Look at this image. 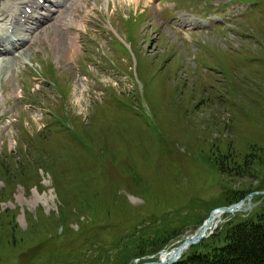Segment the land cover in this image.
<instances>
[{
    "label": "rangeland",
    "instance_id": "rangeland-1",
    "mask_svg": "<svg viewBox=\"0 0 264 264\" xmlns=\"http://www.w3.org/2000/svg\"><path fill=\"white\" fill-rule=\"evenodd\" d=\"M71 2L78 51L52 20L0 61V264H143L242 192L255 196L203 243L250 220L264 206V0ZM245 163L241 178L219 170Z\"/></svg>",
    "mask_w": 264,
    "mask_h": 264
},
{
    "label": "trees",
    "instance_id": "trees-1",
    "mask_svg": "<svg viewBox=\"0 0 264 264\" xmlns=\"http://www.w3.org/2000/svg\"><path fill=\"white\" fill-rule=\"evenodd\" d=\"M252 165L248 166L245 163L243 169L239 165H234L231 170H227V166L222 165L219 170L221 173L226 172L238 178L243 176V173H247L248 167ZM263 173L264 169L262 175ZM241 194L243 199L244 192ZM259 210L250 220L229 226L221 237L214 236L210 243L202 242L192 247L191 251L175 264H264V206ZM156 253L153 251L150 255Z\"/></svg>",
    "mask_w": 264,
    "mask_h": 264
},
{
    "label": "bare ground",
    "instance_id": "bare-ground-1",
    "mask_svg": "<svg viewBox=\"0 0 264 264\" xmlns=\"http://www.w3.org/2000/svg\"><path fill=\"white\" fill-rule=\"evenodd\" d=\"M71 1L72 0H63L62 3H59L57 0H53V1L51 0V4L56 8L57 14L60 17L62 12L71 13L70 11V6L72 4ZM43 2H48V0H43ZM9 3L10 5H8ZM36 8L40 9V13L38 14V16H35L33 14V10L37 11ZM28 9L30 10L29 13H27ZM51 12L52 11L48 10V8L45 5L38 6L36 0H20V1L2 3L0 5V18H1L0 22L2 23L4 20H7L8 23H6V27L3 28V32H1V29H0V48H3L2 51L4 52V54H2V51L0 50V60L2 62L7 61L8 63H11L12 61H14V58L10 61L11 58L3 57L4 55H6L7 52L10 51L9 47L5 48L3 44L4 40H11V38L18 36L19 32L22 31V28L31 21H37V20L42 21V20H52V19L55 20V17L53 16V14L55 13H51ZM56 23L59 26L63 27L62 18L57 19ZM63 28H66V27H63ZM35 30H33L32 28L28 30L29 33L27 35H29V37L19 36V38L17 39V42H19L20 44L19 48L21 50H23L24 46L33 39L32 35L35 32ZM68 36H69L68 42H70V44L72 45L73 47L72 49H76V51H78V47H76V45L75 46L73 45V44H76L75 36L71 34H69ZM23 52L24 51H22V53ZM7 62L1 63V68H3V71L5 68H9V64ZM243 204L237 206L235 208L236 210L235 212L239 211L241 207L243 206ZM223 215L224 213H221L220 211L213 212L211 215V220L208 224V227H206L205 224L207 223L205 222L199 228L196 235L200 234L204 230V236H208L210 233H212L217 228V227L215 228V226L220 221V218ZM192 236L193 235L188 236V238L187 237L186 238L190 239ZM186 238L182 242H184ZM186 247L187 245L185 244L182 245L180 247L179 252L183 251ZM172 256H173V253H170V254L162 253L159 257H160V261L167 262L168 259L171 258ZM149 263H153V262H149Z\"/></svg>",
    "mask_w": 264,
    "mask_h": 264
},
{
    "label": "water",
    "instance_id": "water-1",
    "mask_svg": "<svg viewBox=\"0 0 264 264\" xmlns=\"http://www.w3.org/2000/svg\"><path fill=\"white\" fill-rule=\"evenodd\" d=\"M263 194H264V192L263 193H260V195H263ZM254 196H255L254 194H250L246 198H244L242 201H240L239 203H237L235 205L229 206L227 208L222 207V208H218V209L213 210L210 213L208 219L206 220V223H207V224H205L206 227H208V224H209V222L211 220V215H212L213 212L220 211L221 213H224V214H233V213H235V211H236L235 208L237 206L245 203L246 201L247 202L248 201L250 202V200ZM205 238H206V236H204V230H203L200 234H197V235L191 237L190 239H186L181 245H179V246L171 249L170 251H167V252L162 251V252H160L159 253V256L162 253H165V254L173 253V256L171 258H169L167 262L159 261V262H156V263H145V264H174L181 256H183L188 251L189 248H191V246L199 244ZM184 244L187 245V247L183 251L179 252L180 247L182 245H184Z\"/></svg>",
    "mask_w": 264,
    "mask_h": 264
}]
</instances>
